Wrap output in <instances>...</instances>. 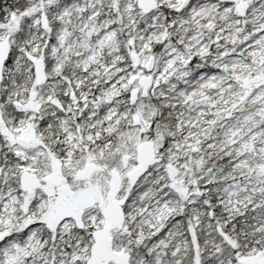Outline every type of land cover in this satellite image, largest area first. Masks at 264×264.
<instances>
[{"label": "snow or ice", "instance_id": "1", "mask_svg": "<svg viewBox=\"0 0 264 264\" xmlns=\"http://www.w3.org/2000/svg\"><path fill=\"white\" fill-rule=\"evenodd\" d=\"M0 264H264V0H0Z\"/></svg>", "mask_w": 264, "mask_h": 264}]
</instances>
